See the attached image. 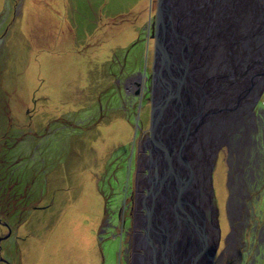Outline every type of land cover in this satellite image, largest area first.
Listing matches in <instances>:
<instances>
[{"label":"rangeland","instance_id":"1","mask_svg":"<svg viewBox=\"0 0 264 264\" xmlns=\"http://www.w3.org/2000/svg\"><path fill=\"white\" fill-rule=\"evenodd\" d=\"M156 6L157 0H0V238L7 236L0 264H136V252L144 254L136 249L137 206L147 175ZM253 65L245 77L260 73ZM261 87L247 106L253 114L246 120L247 155L228 142L216 149L212 199L208 172L216 152L201 153L207 193L195 210L207 213L213 241L218 209L214 264H264ZM209 128L202 146L227 132ZM226 205L232 237H225ZM152 245V258L159 252L161 260L159 245ZM148 260L143 255L140 262Z\"/></svg>","mask_w":264,"mask_h":264},{"label":"water","instance_id":"2","mask_svg":"<svg viewBox=\"0 0 264 264\" xmlns=\"http://www.w3.org/2000/svg\"><path fill=\"white\" fill-rule=\"evenodd\" d=\"M187 1L178 6L179 0H157L153 34L151 116L149 136L143 144L144 150L149 152L145 157V196L137 207L139 211L145 212V224L154 229L156 216L152 214V208L160 210L158 198L163 197L166 207L164 210L171 207L172 211L180 214L187 227L190 226V236L199 240L196 246L201 247L202 252L206 250L207 259L214 264L220 243L218 209L213 208L216 211L218 233L212 241L214 248L210 250L204 236L207 213L193 207L204 206L203 200L197 204L191 196L189 198L185 195L186 189L192 187L193 173L184 146L188 142V145L192 144L193 152H196V143L199 142L200 135L204 134L203 126L207 120L218 111L227 110L232 113L235 107L242 105V95L233 98L235 105L232 108L226 106V109H222L218 103L216 107L212 105L213 100L219 102L220 95L231 85L227 81L229 76L236 80L253 64L264 67V54L250 62L246 59L249 51L251 55L264 51V1L255 0L248 5L243 0ZM237 45L240 52L235 51ZM227 62L234 64L231 72H226L223 68ZM238 65L243 70L237 72ZM255 76L262 80L257 97L260 98L264 92V69ZM255 76L250 79L253 81ZM208 103L214 108L203 113L204 106ZM171 112L178 118L179 125H173L177 121H172ZM217 158L218 152L214 154V162L208 172L210 199L215 196L212 176ZM173 163L176 164L175 168ZM201 182L204 183V178ZM163 200H160L161 203ZM5 238L7 236L2 239ZM201 241L204 245H201ZM184 243L187 244L186 239Z\"/></svg>","mask_w":264,"mask_h":264},{"label":"bare ground","instance_id":"3","mask_svg":"<svg viewBox=\"0 0 264 264\" xmlns=\"http://www.w3.org/2000/svg\"><path fill=\"white\" fill-rule=\"evenodd\" d=\"M188 1H191V0H188ZM254 1L255 0H243L244 4H246V5L252 4V3H254ZM262 1H264V0H262ZM179 3L180 4L178 6H180L183 3L185 4L186 0H179ZM190 3H188V4H190ZM249 52L246 54V55H248L247 61L254 60L256 57H261L260 52H256L253 55H251ZM253 66L254 65H252L244 73V75H242L240 78H237L238 81H236V80L234 81V79L231 81V78L229 76L227 78L228 82H230V83L231 82H235V83L240 82V84L237 86H231V87L228 86L223 91V93L220 95L219 102H217V100H213V102L219 103L218 105L220 108L226 109V106H228L227 108H232L235 105V102H234V104H233V102H228L229 100L233 99V96H232L233 94H236L237 96L242 95L241 100L244 97V99L242 100V105L235 107V109L232 113H229L227 110H221L220 112L218 111V112L213 114L214 119H217V122H216V120H214L213 123L212 122H206L203 126L204 132H206L207 130H205V129H207L209 127H210L209 128L210 130H211V128H212V130L214 128H216L217 130H220V131L226 130L227 132L225 134L223 132H220V133L218 132V134H216L217 135L216 139L214 138V140H212V143H210V140H209L205 146L200 145V141H199L198 143H196V152H193L192 147H191L192 145L191 144L188 145V142L186 143L187 148L184 146V148H186L185 150L187 151V156L190 159L189 166H190L191 172L193 173V175H192V187L186 189L187 191L185 192V195L189 198L191 196L192 197L191 199H193L195 201L196 200L199 201L200 197H202L203 199L206 197V194H205V192H203L204 190L202 189L203 188V185H202L203 182H201V181H203L204 171H205V167H204L205 163L203 164L201 162V153L202 152H203V154H205V152H206L207 155H210L212 150H215V147L220 146V144H222L223 142H228V143H230L229 145L232 147V149H234V151H236V150L239 151L241 156L247 155V151L249 149V141L246 142L247 135H245V134L250 131L251 125H249L248 121L246 122V120L248 119V116L250 115V113H251V115H253L250 107H247V106L249 104H251V103H249L251 100V97L254 93L256 95L257 91L260 88V85L262 84V80L257 79L258 78L257 77V78L253 79V81H252L253 84L251 82H249L246 85H242V86H241V84L252 79V78L251 79L248 78L247 76L245 77V74L248 75L247 73H250ZM231 67H234V64L227 62L224 64L223 68L226 72H231V70H232ZM263 69H264V67L261 66V68L258 69V70H260L258 72H261ZM240 70H243V67H239V65H238L237 72ZM209 105L210 104L204 106L203 113L208 112L206 110V107L207 106L209 107ZM246 111H248L247 114H246ZM220 115H221V117H220ZM171 119H172V121L178 120V118L176 117V115L173 112H171ZM178 121L176 123H174L173 125H179ZM214 131L216 132V130H214ZM211 135H213V134H211ZM200 138H201V136H200ZM218 142H219V144L217 145ZM188 146H189V148H188ZM250 146H252V145H250ZM172 166H173V168H175L176 164L173 163ZM203 168H204V170H203ZM247 171H249V170H247ZM163 199H164L163 197L158 198V200L160 202V205H159L160 210H158L156 208H152L153 209L152 214H155V216H156L154 218V221L156 220V222L154 224V229L149 228L145 224V221H144L145 219L142 216V214L138 213V216H139L138 229H139L140 235H139V239L137 240L138 242L136 243V246H137L136 249H138V250L143 249L144 254H141L139 251L136 252V256H137L136 259L139 261L136 264H144V263L140 262V260L143 259V255L150 257V260H148V263L146 262L145 264H156L158 262H159V264H197V262L199 264L200 263L201 264H203V263L204 264H210V263H208V259H207L206 254H205L206 250L202 252V250L200 249L201 247L199 248L198 246H196L198 244L199 240H197L196 237H193V235H192V238H194L195 243L193 241H192L193 244L189 242L191 238L188 235V229L185 226L186 224H184L183 219L180 218V214H176L175 211H172L171 207L170 208L168 207V209L164 210L166 207H165V201ZM160 200H163L162 203ZM193 207L195 209V205ZM160 215H162L161 218H160ZM244 216H246V215H244ZM157 220H158V222H157ZM207 224L208 223H206V226L204 229V236H206L205 240L207 242L208 248L210 249L212 241L210 240L211 238H210V233H209V226ZM162 230H164V232L165 231L167 232L163 238V243H165V246H163V247L161 246V244H162L161 231ZM186 232H187V236L185 234ZM189 234H191V231ZM146 235L148 236V238H150V241H149V239L145 238ZM180 235H181V238H183V240L185 238L187 240V244L190 245L189 251L186 250L185 247L182 246ZM154 242L156 243V246H157V244L159 245V248H157V249L158 250L160 249V255H163V258L161 260H158V258H160L159 252L156 253V257H157L158 262H157V260L153 259L151 256V254H153V251H154V247L152 245V243H154ZM183 242H185V240ZM201 245H204L202 243V241H201ZM156 246H155V248H156ZM166 248H167L168 252L166 251ZM205 249H207V247H205ZM154 253H155V251H154ZM167 254H170V256ZM198 256H199V261H198ZM166 258H167L168 263H167V261L165 262ZM188 258H190L191 260H189Z\"/></svg>","mask_w":264,"mask_h":264},{"label":"flooded vegetation","instance_id":"4","mask_svg":"<svg viewBox=\"0 0 264 264\" xmlns=\"http://www.w3.org/2000/svg\"><path fill=\"white\" fill-rule=\"evenodd\" d=\"M138 85H140V83H138ZM134 195H135V193H134ZM132 202L134 203V197L132 196ZM135 207L136 206H134L133 205V207H132V205H131V210L132 211H134L135 210ZM140 214H142V216L143 217H145V212L143 213V212H140ZM239 214H241V215H243L240 211H239ZM225 215H227V218H228V220H229V224H230V231L229 232H227V234L225 235V237H228V235H229V233H230V236L232 237L233 236V234H234V227L232 228V223L230 222V219H229V213H228V206L226 205V214ZM234 220H235V222H238L239 220H240V217L238 216V215H236V217L234 218ZM1 224L3 225V226H5L4 225V223L3 222H1ZM260 225V224H259ZM259 225H257L256 226V228L259 226ZM8 227V229H9V232L11 233L12 232V230H11V228H10V226L8 225L7 226ZM263 229H264V225H260V228H259V231H258V233H259V236H260V234H262V232H263ZM2 238H4V236L3 237H1L0 238V240H3ZM224 239H227V238H224ZM226 241V240H225ZM224 241V242H225ZM220 257V256H219ZM3 261V260H2ZM4 263H8V261H3ZM9 264V263H8Z\"/></svg>","mask_w":264,"mask_h":264}]
</instances>
